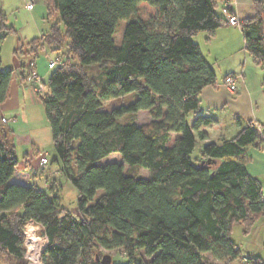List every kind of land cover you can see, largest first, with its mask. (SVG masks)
Instances as JSON below:
<instances>
[{
	"label": "trees",
	"instance_id": "16d2710c",
	"mask_svg": "<svg viewBox=\"0 0 264 264\" xmlns=\"http://www.w3.org/2000/svg\"><path fill=\"white\" fill-rule=\"evenodd\" d=\"M43 1L48 19L58 13L60 21L30 42L35 58L29 67L36 70L40 51L56 53L48 92L38 95L61 172L78 191L77 211L62 204L61 187L53 185L50 196L36 185L10 182L19 161L12 129L1 122L0 264H28L29 223L48 239L43 264H101V251L112 259L120 254L126 258L121 264L241 260L233 226L242 224L248 234L264 218L263 184L247 168V149L264 145V124L249 122L233 138L200 145L195 154L197 138L208 139L202 129L215 121L188 122L200 110L201 91L217 82L195 37L212 36L226 24L218 4ZM143 4L156 10L148 20L137 16ZM253 7L255 16L242 25L245 49L264 67V0H253ZM12 73L0 58V105ZM112 101L120 105L108 109ZM140 111L150 112L149 124H137ZM112 154L123 163H101ZM136 167L150 176L137 175ZM99 190L104 193L95 199ZM244 264L264 262L248 258Z\"/></svg>",
	"mask_w": 264,
	"mask_h": 264
},
{
	"label": "rangeland",
	"instance_id": "374dc122",
	"mask_svg": "<svg viewBox=\"0 0 264 264\" xmlns=\"http://www.w3.org/2000/svg\"><path fill=\"white\" fill-rule=\"evenodd\" d=\"M28 1L34 3L33 9H28ZM155 14L156 10L153 7L143 4L140 6L137 16L148 20L150 16ZM254 16L255 13L252 17ZM59 21L58 13L54 14L53 19H48V10L43 0H0V27L2 23L5 25L4 29H0V58L3 62V68L7 71H13L11 92L3 103V107L7 112V119L10 121L7 127L12 128L15 139L16 157L19 161L17 170L20 173L36 174L33 179L40 187H43L46 180L55 178L52 183L54 185L56 183L57 188L61 187L62 204L69 210L77 211L78 191L61 172V163L57 160L54 151L51 130L41 98L34 87L26 83L19 73L20 69L24 66L29 67L34 61L35 57L30 50V42L49 32L50 27ZM240 23L238 28H241L244 22L240 21ZM10 28L15 29V32H9ZM55 58L56 53H52L49 49L39 52L35 65L38 67H36V72L41 79L43 78L42 74L47 69L50 70L49 64ZM95 75H100V72L95 71ZM42 80L43 91L46 93L48 92V79L43 78ZM119 105L118 101H112L107 104V108L111 109ZM193 115L189 116L188 122L190 124H192L191 118ZM151 121L152 115L150 112L140 111L138 113L137 124L139 126L147 125ZM199 149L200 144H198L195 154L198 153ZM32 154L34 155L33 158L31 157ZM253 156L254 160L249 162L263 165L264 152L261 150L254 151ZM30 157L32 160L31 165L27 162V159L31 161ZM43 157H47L48 165L41 168L39 164L40 159ZM107 162L123 163L120 154H112L101 163L105 164ZM124 166L126 169L129 168L127 165ZM133 170L139 176L145 178L150 176V172L144 168L136 167ZM257 174L263 183L264 193V173ZM103 193V190H99L95 199L102 196ZM32 226L36 230L37 236H42L41 230L37 226ZM232 240L241 250L242 257L241 260L231 264H244L248 258H260L264 262V218H261L248 234H245V228L242 224H235L232 231ZM107 254L109 253L101 251V256ZM141 256L145 261L150 260L143 253ZM125 262L126 258L120 254L114 255V264Z\"/></svg>",
	"mask_w": 264,
	"mask_h": 264
},
{
	"label": "crops",
	"instance_id": "0c3cea01",
	"mask_svg": "<svg viewBox=\"0 0 264 264\" xmlns=\"http://www.w3.org/2000/svg\"><path fill=\"white\" fill-rule=\"evenodd\" d=\"M214 1L218 4L217 11L220 15L222 14V8L229 5L230 11L239 21L252 18L255 13L253 0ZM195 41L200 46L204 58L212 66L217 77L216 84L201 91L200 110L191 118L194 121L201 116L211 117L215 121L212 126L202 129L203 132L208 134V139L201 141L197 138L198 143L200 145L220 143L219 139L233 138L249 122L264 124V67L259 65L246 51L242 28L225 24L218 28L212 36L204 32L199 33L195 37ZM34 66L37 67L35 64ZM21 72L22 69H20V75ZM50 72L47 69L42 74L43 78H48ZM230 75H235L239 79L238 87L234 91L225 85V79ZM10 92L11 84L9 87ZM3 105H0V123L1 118L7 119V112H5ZM257 150L264 152L263 144L259 147L247 149L249 161L254 160L253 152ZM33 156L32 154L31 157L33 158ZM27 162L30 165L32 164V160L27 159ZM247 168L249 173L258 179L257 173H264V163L260 166L249 162ZM35 176L36 174L20 173L16 169L10 182L24 186L36 185L39 189L50 194V189L54 185L52 182L55 178L46 180L43 187H40L37 182H34L33 178Z\"/></svg>",
	"mask_w": 264,
	"mask_h": 264
},
{
	"label": "built area",
	"instance_id": "2783aa9c",
	"mask_svg": "<svg viewBox=\"0 0 264 264\" xmlns=\"http://www.w3.org/2000/svg\"><path fill=\"white\" fill-rule=\"evenodd\" d=\"M27 7L28 9H33L34 3L32 1H28ZM222 13L226 17L227 25L233 26V27H240L241 23L238 20V18L230 11L229 5L224 6V8L222 9ZM56 64L57 63L55 60L51 61L49 64V69L52 70ZM21 73L25 78L24 81L30 84L31 86H33L37 93H40L43 91V82H42V79L37 74L36 70L31 69L30 67H27V68L23 67ZM238 80L239 79L237 76L230 75L226 77L225 85L227 88L234 91L238 87ZM1 122L6 125L10 124V121L4 117L1 118ZM46 165H48L47 157L41 158L39 166L41 168H44ZM32 225L37 226V228L41 230L40 229L41 227L35 223H29L25 225L24 245L26 247V259L28 260V264H43L41 260V255L48 244V239L44 235L37 236L36 230L34 229ZM33 243L35 244V246L33 245ZM34 254H37L36 258L34 257Z\"/></svg>",
	"mask_w": 264,
	"mask_h": 264
},
{
	"label": "water",
	"instance_id": "95a60500",
	"mask_svg": "<svg viewBox=\"0 0 264 264\" xmlns=\"http://www.w3.org/2000/svg\"><path fill=\"white\" fill-rule=\"evenodd\" d=\"M263 39H264V22H263ZM112 257L110 255H106L101 260V264H112Z\"/></svg>",
	"mask_w": 264,
	"mask_h": 264
},
{
	"label": "bare ground",
	"instance_id": "6f19581e",
	"mask_svg": "<svg viewBox=\"0 0 264 264\" xmlns=\"http://www.w3.org/2000/svg\"><path fill=\"white\" fill-rule=\"evenodd\" d=\"M33 245L35 246V244L33 243ZM34 257L36 258L37 257V254H34Z\"/></svg>",
	"mask_w": 264,
	"mask_h": 264
}]
</instances>
